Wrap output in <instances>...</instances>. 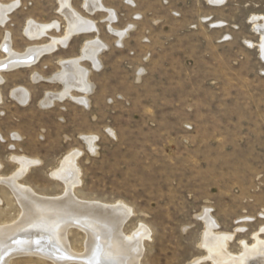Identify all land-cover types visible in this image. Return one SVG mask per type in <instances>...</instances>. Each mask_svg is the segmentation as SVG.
Returning <instances> with one entry per match:
<instances>
[{"label":"rangeland","instance_id":"1","mask_svg":"<svg viewBox=\"0 0 264 264\" xmlns=\"http://www.w3.org/2000/svg\"><path fill=\"white\" fill-rule=\"evenodd\" d=\"M13 1L0 0V12ZM83 1L70 4L96 30L74 34L36 64L1 71L0 227L23 216L20 189L7 182L14 180L41 197L119 204L122 235L140 243L137 264H213L201 244L206 210L213 232L231 236V255L243 253L242 242L264 245V58L255 28L264 0H101L115 13L111 22L106 11L86 12ZM59 9L58 0H19L0 25V46L8 35L23 53L63 35L67 22ZM29 19L58 20L60 28L30 40ZM96 36L106 45L100 66L81 62L91 90L71 91L87 104L66 97L40 105L46 92L63 89L48 79L61 70L60 60L79 56ZM18 86L30 92L26 104L10 95ZM73 151L66 181L54 176ZM13 156L38 162L16 177ZM81 228L69 222L59 229L73 259L52 256L62 242L49 239L54 225L10 234L0 264H83L76 258L88 251L89 232Z\"/></svg>","mask_w":264,"mask_h":264},{"label":"bare ground","instance_id":"2","mask_svg":"<svg viewBox=\"0 0 264 264\" xmlns=\"http://www.w3.org/2000/svg\"><path fill=\"white\" fill-rule=\"evenodd\" d=\"M58 1L60 6L59 10L67 22L63 32L64 34L61 36H50L48 42L41 45H32L31 47H28L23 53L16 52L12 49L10 44L11 40L8 35H6L0 46V48L6 53V57L0 59V83L3 80L1 71L31 66L37 61L41 54L51 53L55 51L58 46L65 47L74 34L77 35L79 33L96 30L94 21L83 16L74 8H72L70 0ZM212 1L221 2L222 0ZM18 4L19 0H14L8 5H1L0 25H3L6 22L7 13L16 8ZM82 5L84 10L90 14L94 13L96 10L106 11L108 15V22L113 21L115 18L114 11L103 5L101 0H84ZM253 18L255 20L257 19V17ZM262 21V24H255V28L261 36L260 51L262 52V56L264 58V17L262 18ZM59 28L60 23L58 20L39 23L33 19H29L25 24L24 34L28 39L36 40L48 35V31L52 29L59 30ZM109 29L118 34L120 37L123 35V31H116L112 28ZM105 47V43H103L96 36L85 42L79 56L60 60L59 63H61V70L53 77L48 79L60 81L63 84V89L58 93L46 92L44 98L40 101V105L50 106L53 105L54 101H61L66 97H71L75 101L84 105L87 104L86 97L84 95L74 97L71 96V91L73 89H78L82 91L83 94H85L91 90V83L88 81L89 70L84 67L81 62L85 59H89L92 63V66L97 69L100 66L98 54ZM28 59L30 61H26ZM41 78L42 77L40 75H32L33 80H38ZM10 95L20 104H26L29 100L30 92L25 87L18 86L11 90ZM1 98L2 96L0 93V101ZM88 144L91 146L90 138ZM77 155L78 152H75L72 156L70 154L69 157L61 162V167L52 174L66 181L67 175L65 174V171L74 167V162ZM12 159L17 161L20 166V170L17 171L18 174H16V177H21V175L26 170H28L27 168L29 166L38 162L36 159L25 156H13ZM75 180L77 181V179ZM7 182L8 184L14 185L16 188L20 189L18 194L19 201L22 205L23 216L18 223H13L12 226L0 227V246L7 242L8 236L10 234H15L19 230H24L23 228L30 227L32 229L52 230L51 226L53 227L56 225L57 229L56 231H51L52 235L49 239L55 240V238L58 237L62 238L59 229L62 230V226H65L67 223L71 222L73 224L77 223L80 225V227L82 226L89 232L87 243L89 245L88 251L84 256L76 258L82 261L83 264H137V260L139 259L138 256L140 255V251L138 249L140 243H135L136 239L134 237L127 238L122 235L121 227L123 216L120 213L121 209L118 207L119 204L118 206H104L92 202H83L79 200L75 201V199L73 201L69 200L71 194L69 197L66 195L58 198L41 197L35 195L29 189L23 188V186L20 187L14 180ZM122 212H124V210H122ZM204 219L206 221L207 228L206 231L204 230L205 232L201 239V244L203 247H205L208 257H210L215 264L220 262H227L228 264H234L236 262H241L243 264H260L261 261L264 263V245L261 242L258 241L255 245L250 247L245 246L242 242L244 246L243 253L237 256L231 255L227 250V243L231 236L226 234H216L213 232V229L216 227V223L214 219L208 214L207 210ZM91 229H93V232H90ZM143 233L145 234V231ZM37 238L42 239L43 237L39 235ZM21 241L22 240H19L16 242V244H19ZM61 241L62 242L58 243L59 245L57 247L54 246V249H52L54 250L52 256L57 259H63L66 257L72 258L66 248V242L64 238H62Z\"/></svg>","mask_w":264,"mask_h":264},{"label":"crops","instance_id":"3","mask_svg":"<svg viewBox=\"0 0 264 264\" xmlns=\"http://www.w3.org/2000/svg\"><path fill=\"white\" fill-rule=\"evenodd\" d=\"M62 16H63V15H62ZM35 21H36V20H35ZM37 22H39V21H37ZM48 22H51V21H48ZM94 23H95V22H94ZM95 27H96V24H95ZM96 29H97V27H96ZM52 30H53V29H52ZM52 30H51V31H52ZM45 36H46V35H45ZM46 37H48V36H46ZM48 38H49V37H48ZM70 39H71V38H70ZM67 44H68V43H67ZM43 55H44V54H43ZM43 55H42V56H43ZM42 56H41V57H42ZM41 57L38 59V61H37L36 63L39 62V60L41 59ZM98 60H99V58H98ZM36 63H34V64H36Z\"/></svg>","mask_w":264,"mask_h":264},{"label":"water","instance_id":"4","mask_svg":"<svg viewBox=\"0 0 264 264\" xmlns=\"http://www.w3.org/2000/svg\"><path fill=\"white\" fill-rule=\"evenodd\" d=\"M26 61H30L29 59L28 60H26ZM32 61V60H31Z\"/></svg>","mask_w":264,"mask_h":264}]
</instances>
